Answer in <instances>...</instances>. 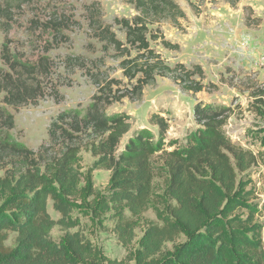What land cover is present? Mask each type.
Masks as SVG:
<instances>
[{"label": "trees", "instance_id": "1", "mask_svg": "<svg viewBox=\"0 0 264 264\" xmlns=\"http://www.w3.org/2000/svg\"><path fill=\"white\" fill-rule=\"evenodd\" d=\"M5 1L3 7L0 0L5 34L1 58L9 69H0L5 104L0 106V158L5 161L0 175V264H264V223L259 219L264 203L250 178L259 157L227 135L230 106L197 103L194 114L199 127L179 145L167 141L168 121L151 113L149 121L158 126V134L148 127L137 129L120 150L132 129V118L124 112L107 114L113 101L103 87L85 108L53 115L48 137L37 150L14 136L16 118L8 106L37 104L45 95L39 80L49 75V69L45 56L31 62L11 53L9 27L15 17L8 6L11 0ZM125 1L138 11L133 20H120L127 40L148 51L146 61H123L126 76L136 78L132 91L141 95L156 74L169 72H176L174 79L184 90L202 91L203 83L192 81L193 72L183 64L171 68L159 58L151 61L147 24L153 18L177 23L185 17L176 0ZM95 5L87 9L97 10L93 18L98 19L93 20L101 36L120 48L114 32L101 27V11ZM43 20L30 21L54 34L65 28L64 19L57 15ZM140 72L143 77H138ZM253 94L250 108L264 117V91ZM83 150L93 157L86 169ZM99 169L111 172L103 190L94 184ZM50 201L58 218L49 212ZM148 210L154 211L156 220L145 216ZM83 218L91 226L113 220V231L127 250L125 259L107 257L81 231ZM56 226L63 231L58 240L51 235ZM137 229L142 230L138 240ZM10 233L16 234L14 246L6 243Z\"/></svg>", "mask_w": 264, "mask_h": 264}, {"label": "rangeland", "instance_id": "2", "mask_svg": "<svg viewBox=\"0 0 264 264\" xmlns=\"http://www.w3.org/2000/svg\"><path fill=\"white\" fill-rule=\"evenodd\" d=\"M176 2L185 17L179 18L177 23L170 18H153L147 24L145 36L153 51L151 61L159 58L171 68L183 64L193 72L190 79L200 80L204 89L197 93L186 91L174 79L176 72H169L167 76L156 74L139 95L132 91L136 78L130 80L123 66L124 60L146 61L148 55V51H140L128 42L126 28L120 21L133 20L138 15L132 4L125 0H11L8 6L15 17L9 27L11 53L22 61L31 62L45 56L44 62L49 69V75L39 80L45 95L37 104L21 105L17 109L8 106L16 118L13 134L37 150L48 137L47 126L53 115L70 108H85L103 87L113 101L108 104L107 114L124 112L132 118V129L122 139L120 150L137 129L148 127L158 134V126L149 121L151 113H158L168 121L167 141L179 145L199 127L194 114L197 103L230 106L233 113L225 131L236 144L253 150L259 157L250 178L257 198L264 203V117L250 108L253 93L264 91V0ZM92 3L96 4L94 9L101 11V27L114 32L121 43L120 48L101 36L98 24L93 20L98 19L93 18L97 10L87 9ZM5 4L7 2L2 0L3 7ZM56 15L65 21L62 33L44 31L40 24L30 21L49 20ZM4 38L0 26V69L5 72L9 66L1 58ZM197 67H201L203 76ZM142 74L140 72L138 77H143ZM3 96L4 93H0V106L5 105ZM82 156V165L86 169L93 157L86 150L82 151ZM3 159L0 158V175L4 173ZM110 174L105 169L96 170L95 186L103 190ZM157 183L160 184L159 180ZM48 209L54 218H58L51 201ZM145 216L156 220L153 210H148ZM259 219L264 223V211ZM102 225L91 226L90 221L83 218L81 231L110 259H125L127 250L113 231V220L107 218ZM136 233L138 240L142 230L137 229ZM62 234L56 226L51 235L58 240ZM15 236L10 233L7 245H15ZM167 246L171 247V244Z\"/></svg>", "mask_w": 264, "mask_h": 264}]
</instances>
